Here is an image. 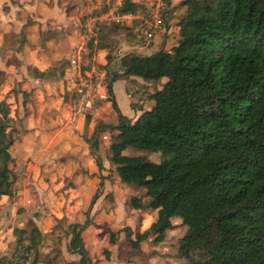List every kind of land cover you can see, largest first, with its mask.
<instances>
[{
    "label": "trees",
    "instance_id": "trees-1",
    "mask_svg": "<svg viewBox=\"0 0 264 264\" xmlns=\"http://www.w3.org/2000/svg\"><path fill=\"white\" fill-rule=\"evenodd\" d=\"M166 6L176 19L171 52L119 55L105 85L117 122L94 126V135L117 131L108 145L116 171L143 173L141 180L127 181L149 197L142 207L156 211L146 231L134 238L129 227L122 231L137 249L148 238L160 241L175 217L184 231L173 255L184 264H264V0H166ZM142 10L130 0L116 9L118 15ZM116 27L109 25L108 32ZM96 34L106 65L113 58L103 32ZM129 76L165 79L149 95L150 109L132 122L119 113L111 92L113 81ZM88 121L86 116L84 126ZM12 142L11 130L0 124V197L11 196ZM128 146L161 157L148 162L123 155ZM94 161L101 169L99 158ZM85 224H70L68 247L78 258L61 264L91 263L80 236ZM11 233L14 247L0 264H44L37 259L40 232L31 221ZM117 234L109 231V242Z\"/></svg>",
    "mask_w": 264,
    "mask_h": 264
},
{
    "label": "rangeland",
    "instance_id": "rangeland-1",
    "mask_svg": "<svg viewBox=\"0 0 264 264\" xmlns=\"http://www.w3.org/2000/svg\"><path fill=\"white\" fill-rule=\"evenodd\" d=\"M120 1L56 0L59 10L53 14V0H43L42 6L29 14L17 0H0V124L10 129L13 137L9 148L11 196L0 198V256H9L14 247L12 228L25 227L31 221L40 232L39 262L61 264V259L78 258L68 247L69 226L87 223L88 213L103 193V183H99L94 172L96 169L103 173L102 165V170L98 169L94 159L96 156L103 163V144L109 139L104 136L108 131L117 133L115 129L103 130V141L98 144L94 126L107 121L111 108L109 100L99 98L98 93L106 89V72L116 68L119 55L126 50L140 55L156 51L154 41L158 35L149 43L137 41L132 33L133 15H118L116 11ZM62 16L67 20L65 24ZM165 16L169 15L165 12ZM111 24L117 27L108 32ZM98 30L103 32V45L109 46L113 58L106 65L105 50L97 49ZM165 50L171 52V46ZM40 70L42 76L37 74ZM126 81L124 78L122 82ZM161 82H155L151 89L155 90ZM113 90L118 107L124 111L127 105L121 83L113 85ZM141 95L142 100L148 101L146 91ZM86 116L89 121L84 126ZM95 140L100 157L92 147ZM121 153H139L148 162L161 157L132 146ZM107 154L109 165L114 166L109 147ZM109 176L137 182L144 175L116 171ZM128 200L126 205L135 207L134 201ZM171 219L163 238L155 241L162 242L166 249L159 250L169 255L174 253L177 238L184 231L178 218ZM94 225L97 229L98 224ZM82 235L90 264H97L98 260L110 264L124 257L125 249L118 247L122 251L116 253L115 248L103 244V238H98L103 243L96 241V247L89 248L90 236L95 233ZM129 250L127 256L131 254Z\"/></svg>",
    "mask_w": 264,
    "mask_h": 264
},
{
    "label": "crops",
    "instance_id": "crops-1",
    "mask_svg": "<svg viewBox=\"0 0 264 264\" xmlns=\"http://www.w3.org/2000/svg\"><path fill=\"white\" fill-rule=\"evenodd\" d=\"M17 1L18 3L22 4V7L29 14L34 9L38 8L39 6H42L43 4V0H32L31 4L27 3L28 0H17ZM179 1L180 0H170L171 4L173 5L177 4ZM57 8H58V4L56 0H53L52 9L50 13L52 12L54 14ZM167 19L169 23H171V27H170L171 29L167 28L166 33L164 34L161 33L158 34V36H156L154 41L156 51L162 48L165 49L166 46L168 45L173 46L174 43L176 42V38L174 36H170L169 34L174 30L175 27L174 24L176 22V19L175 17H169V16L167 17ZM61 22L62 24H65L67 22L65 17L62 16ZM130 51L135 52L134 50H126V52H130ZM39 72H43V70H40ZM123 79H116L111 83L112 98L116 104L119 113L125 116L126 118H128L132 122L142 111L150 109V107L153 104V101L150 98H148V101L142 100V95L140 96V93L142 91H146L149 97V95L153 91L151 89V86L158 81L164 82L165 79L163 80L161 77L155 80L144 81L139 77L129 76L126 78L127 81L125 83L122 82ZM118 83H121V87L124 89V91L122 90L121 92L125 99V103L127 105L124 111L120 110V108L118 107L116 102V95L114 94V90H113V85ZM154 86H158V85H154ZM100 91L105 92L106 89L105 90L101 89ZM107 98L108 97L104 99ZM106 119L107 121L103 123L115 125L117 122L116 112L113 109L109 108L108 117ZM103 132L104 131L98 133L99 135L98 144L101 141H103ZM113 135L114 137L118 136V135L116 136V134L113 131H108V134L107 135L105 134L104 136V137L109 136V139L105 140L107 142H104L103 144V150L105 152L103 154V163L101 164L103 173L99 172L96 169L94 170L96 176H98L99 183L100 184L103 183V193L99 195V197L97 198L94 204V207L88 213V219L90 220L91 223L88 220V222L84 225L83 229L80 232L81 238L84 237L82 234L88 233L90 231L91 234L95 233V235L90 236V239L92 241L90 240L88 242L89 248L91 249L95 248L96 244L98 243L96 241H100V239L98 238H103L106 239V241L104 243L103 241H100V243H103L104 245H107L110 248H115L116 253H120L122 251V250L118 251V247H120V249L122 248L125 249L123 253L124 257L122 259L119 258L117 262L112 261L110 262V264H181L183 260L173 255L175 251L172 255L167 254V252H161L159 249L165 250L166 249L165 245H161L163 244L162 242L161 244L156 243L151 238L139 242L137 249H131L130 246L128 245L127 236L122 231V228H124L125 226L129 227L131 230L130 237L134 238V234L141 233L148 229V226L155 218L156 211L148 209L146 207L145 208L142 207L145 206L149 200L148 196L143 195L144 191L142 187L134 185L128 181L127 182L120 181L119 178L116 177L114 178L112 176H109L116 172V168H115L116 166L109 165L107 159L108 145L110 143V138ZM102 143L100 144V146H102ZM95 153L98 156L99 155L102 156L99 150H97ZM134 155H139V153ZM102 174L104 175V177H99ZM135 186H137V188ZM115 187L118 189H115ZM2 196H6V195H2ZM128 198L134 201L135 207L132 208L130 205L128 206L126 205V203L129 202ZM93 202L94 199L90 203V205H92ZM94 224H98L97 229L95 228ZM117 230H118V234L114 242L113 243L109 242L108 232L109 231L114 232ZM121 246H124L125 248ZM128 250L131 252L129 256H127V254L129 253ZM92 260L94 261V259ZM97 264H103V263L98 260Z\"/></svg>",
    "mask_w": 264,
    "mask_h": 264
},
{
    "label": "built area",
    "instance_id": "built-area-1",
    "mask_svg": "<svg viewBox=\"0 0 264 264\" xmlns=\"http://www.w3.org/2000/svg\"><path fill=\"white\" fill-rule=\"evenodd\" d=\"M133 3H140L143 10L133 14L134 26L132 33L137 41L142 40L148 43L153 36L166 33L171 23L167 24V16L164 10L167 8L166 0H130ZM171 29V28H170ZM98 97L104 99L107 93L100 91Z\"/></svg>",
    "mask_w": 264,
    "mask_h": 264
}]
</instances>
